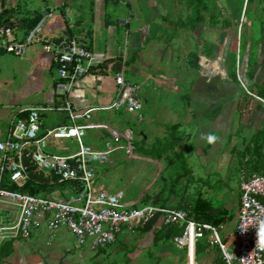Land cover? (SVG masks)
<instances>
[{
  "label": "crops",
  "instance_id": "1",
  "mask_svg": "<svg viewBox=\"0 0 264 264\" xmlns=\"http://www.w3.org/2000/svg\"><path fill=\"white\" fill-rule=\"evenodd\" d=\"M24 1L0 0V17L5 10L18 8L19 3H24ZM127 2L129 4H127V13L129 16H133V19L130 18L131 26L129 30H126L127 33L124 31L118 36V32H116V0H93V3H88V0H66L65 2L62 0H38L32 6L25 4L26 8L21 12L23 20L26 17L32 19L41 15L37 26L41 23L44 26V32L39 41L42 46L44 39L59 40L65 37H77L82 39L90 49L106 52L112 57L108 65L97 67L89 75L80 79L69 95L78 111L98 108L92 113L89 122L99 126L85 131L84 142L96 150H105L108 143L114 147L123 143L118 141L119 138L111 131L124 132L126 129L139 127L134 118L135 114L110 108L116 101L119 92L114 79V73L117 71L116 60H121L117 56L122 49H126L125 76L128 80L140 85L138 96L143 106L141 110L143 111V124L148 129H156L160 126L165 128L162 139H167V141L163 140L162 144L167 143V145L162 146L161 153L169 151L178 155L179 158L183 153L186 162L196 158L202 161L204 166H207V161L217 163L231 154H236L240 159H246L247 165H250L249 168L246 167L248 172L245 175L264 173V162L261 163L262 157L259 156L264 150L255 147L258 145L257 137L264 130V103L254 97L255 95L264 100V86L261 87L264 84V67L259 65L254 69V73L250 70L246 71L247 82L254 79L252 89L247 86L250 94L237 80H234L231 72L232 63L230 62L227 66L224 61L223 69L221 66L217 67V62L209 53L206 57H199L198 68L195 67L198 70L191 76L179 73L181 71L173 64L170 66L173 74H162L160 78L155 79L156 76L151 73L150 75L154 79H148L144 75V71L140 70L144 66L142 64L146 63L144 60L148 51L145 48L154 49L159 43H162L168 25L161 24L163 14L158 8L153 7L151 0H128ZM51 6L53 8L49 10L48 8ZM43 15L51 17V21H44ZM107 17L109 18L107 21L105 20V23L104 19ZM14 19V26L9 20L13 35L15 39L24 41L30 31L27 33L24 27L26 23L20 24L18 18ZM122 22L128 24L125 19H122ZM3 41L5 39H0V43ZM129 52L135 53V62L128 58ZM3 53L7 52L0 48V54ZM24 54L25 51L18 57H22ZM176 59L172 57L171 62H175ZM34 65H37L38 68L35 69ZM106 66L107 69H105ZM130 66L134 67V70L129 74ZM0 68V76H2L4 69ZM43 68L45 71H42ZM16 70L14 77L8 73H5L4 77L7 81H19L12 85L16 84L21 89L23 98L15 105H13L14 102L10 105L6 104L5 108L11 109V111L3 114L0 111V139L6 137L12 122L26 118V109L62 103V97L58 96L55 91L56 72L52 57L44 51V48L40 55L37 49L30 52L26 60H22L17 65ZM257 71H260L262 76L257 75ZM43 74H46L47 77ZM253 89L257 91L255 90L253 93ZM122 119L127 122H123ZM83 123L84 120H78V124ZM63 124H70L64 115L56 113L46 115L40 133ZM181 130L183 133H179ZM58 144L63 148H53V145L50 144L49 152L68 154L77 149V144L73 139L64 140ZM145 151H151L148 155H152V149ZM116 152L119 150L114 153ZM191 153L192 155H190ZM106 166L108 164L98 166V168ZM218 167H220L219 163H217V170H219ZM188 168L193 170L192 164ZM222 170L225 168H221ZM95 185L101 189L98 178L95 180ZM57 191L59 194L56 193ZM51 195L69 199L74 193L69 187L61 191L56 190ZM18 216L19 211L15 206L0 204V219L4 224L12 225L17 221ZM37 218L39 224L32 232L30 239L24 240L18 236L5 241L0 248V264H49L55 262L54 250L58 242L54 239V243L47 244L46 224L41 220L40 215ZM61 229L64 227L56 232V238ZM65 230L67 229L65 228ZM6 242H11L12 248L9 254L4 256L1 255V252ZM188 261L189 264H196L195 257L188 256Z\"/></svg>",
  "mask_w": 264,
  "mask_h": 264
},
{
  "label": "rangeland",
  "instance_id": "2",
  "mask_svg": "<svg viewBox=\"0 0 264 264\" xmlns=\"http://www.w3.org/2000/svg\"><path fill=\"white\" fill-rule=\"evenodd\" d=\"M36 1L25 0L24 3H19L18 8L9 9L8 11L14 10L15 12L8 15L11 24L14 26V18H18L20 24L26 23L21 12L26 8L25 4L32 6L36 4ZM65 1L62 0V2ZM127 1L116 0L117 36L124 31L127 33L126 30H129L131 26L130 18L133 19V16L131 17L127 13L129 5ZM151 1L153 7L158 8L163 14L161 24L168 25V29L167 33L163 35L162 43H159L154 49L145 48L148 51L144 60L146 63L142 64L144 66L140 70L144 71L146 78L154 79L151 77V73L156 76L155 79L160 78L162 74H173L170 67L173 64H175V68H179L181 71L179 73L191 76L198 70L193 64L195 55L206 57L209 53L217 62V67L221 66L223 69L224 61L227 66L231 62V72L236 75L238 82L240 79L249 89H252L254 79L247 82L246 71L250 70L254 73V69L259 65L264 67V0H205L207 10H201L202 4L199 0ZM88 3H93V0H88ZM51 8L53 7L48 9ZM199 15L202 16V22H198ZM43 16L44 21H51V17L48 15ZM108 18H105L104 22ZM122 19H125L128 24L125 25L126 23L122 22ZM195 22L199 23V28L189 29L191 23ZM24 27L28 30L27 23ZM43 27L41 23L34 40L26 47L22 57L8 52L0 54V67L4 69L0 76V106H3L0 107V111L2 114L11 111V109L5 108L6 104L10 105L14 102L13 105H15L23 98L21 89L16 85L19 81H7L4 77L5 73L14 77L17 65L22 60H26L30 52L37 49L39 55L41 52L43 53V46L39 42L44 32ZM121 39L120 41H122ZM172 57L173 59L177 58L175 62H171ZM128 58L135 62V53L129 52ZM34 67L38 68L37 65ZM133 68L131 67L129 74L133 73ZM42 71L45 69L43 68ZM260 71H257V75L262 76ZM43 75L46 76V74ZM157 82L159 84L158 80ZM13 83L16 84L12 85ZM263 86L264 84L261 87ZM253 90L252 92L255 93L256 89ZM142 113L143 111H140L134 116L139 127L119 132L120 134L130 132L131 141L135 147L134 156L130 157L123 149H117L116 151L119 150V152L110 157L108 166L98 168L97 178L101 189L112 194H121V199L124 202L141 200L140 205L152 199L160 205L177 206L180 204L181 207L188 208L189 199L202 197L209 201L217 211L226 210L228 212V219L224 223L225 228L219 234L224 244L237 248L235 229L240 199L239 181L248 172L246 167H250L247 165V160L240 159L239 155L231 154L226 159L217 162L220 165L217 170V163H213V161H207V166H204L205 164L196 158L186 162L183 153L180 158L169 151L161 153L162 146L167 145V143L162 144L164 140L162 134L165 128L161 126L156 129L146 128L143 124ZM122 120L127 122L125 119ZM180 132L183 133L182 130ZM116 137L119 138L118 141L123 142L121 145H117V148L126 145L121 136ZM166 141L167 139L164 140V142ZM256 143L258 145L255 147L262 148L263 151L264 130L257 137ZM149 149H152V155L140 152ZM157 152L160 154L156 155ZM259 156L262 157L261 163H263L264 152ZM190 164L194 171L188 168ZM223 167L225 170L221 171ZM160 229L159 224H156L148 232L139 228L132 235L125 238L119 237L117 243L106 248L81 250L75 247L72 234L64 228L58 232L57 238H55V241L58 242L54 250L56 255L54 259L56 260L50 263L186 264L185 251L178 250L171 241H167L161 236ZM55 241L53 240V243ZM196 264H223L219 248L203 249L198 255L196 254Z\"/></svg>",
  "mask_w": 264,
  "mask_h": 264
},
{
  "label": "built area",
  "instance_id": "3",
  "mask_svg": "<svg viewBox=\"0 0 264 264\" xmlns=\"http://www.w3.org/2000/svg\"><path fill=\"white\" fill-rule=\"evenodd\" d=\"M39 26L34 27L24 41L15 39L11 27L0 26V39H5L0 43V48L17 56L22 55L34 40ZM43 43L44 51L52 57L56 72L55 91L62 97V103L26 109V118L12 122L6 137L0 139V204L13 205L19 211L18 219L12 225L4 224L0 219V248L12 237L30 239L39 224L38 215L46 224L48 245L56 238V232L64 227L72 234L75 247L81 250L106 248L117 243L119 237L132 235L155 220L161 226L183 227L182 235L174 237L172 244L178 250L185 251L186 264H189L188 256L192 250L196 258L199 240L206 249L218 247L223 264H264V173L240 178L235 229L237 248L222 242L219 233L225 228L224 223L214 225L199 222L190 218L185 207L160 206L154 204L153 200L143 205H140L141 200L124 202L121 194L98 189L95 185L98 166L109 164L111 155L119 148L128 156H134L131 134L129 131L124 134L111 131L126 142V145L118 148L108 143L105 150H96L86 144L85 131L99 126L89 122L98 108L78 111L69 95L80 79L89 75L93 68L108 65L112 57L106 52L90 49L77 37L44 39ZM118 55L121 67L115 71L114 79L119 92L110 108L137 114L143 108L138 98L140 85L125 76L126 49H122ZM239 82L250 94L244 82L240 79ZM254 97L264 103L260 97ZM55 113L64 115L70 124L49 128L41 134L46 115ZM81 119L84 123L78 124ZM71 139L77 144L74 152H49L50 144L53 148H63L58 143ZM31 167L52 174L57 183H70L74 195L62 199L4 187L6 179L19 188L24 187L31 180Z\"/></svg>",
  "mask_w": 264,
  "mask_h": 264
},
{
  "label": "trees",
  "instance_id": "4",
  "mask_svg": "<svg viewBox=\"0 0 264 264\" xmlns=\"http://www.w3.org/2000/svg\"><path fill=\"white\" fill-rule=\"evenodd\" d=\"M199 1L202 4L201 10H207V5L205 4V0H199ZM7 12H8V9L5 10L0 17V26L4 25L6 22H9V17H7V18L4 17ZM40 19H41V15H37L36 17H34L32 19H30V18L24 19L26 21L27 27H28L27 33L29 31H31L34 27L37 26ZM201 20H202V16L199 15L198 16V22H202ZM198 22L191 23L189 29H192V30L198 29L199 28ZM125 25H127V24H125ZM198 61H199V56L195 55L193 64H194V67H196V68H198ZM120 67H121V60H116V70H119ZM95 68H97V67H95ZM95 68H93V69H95ZM107 68L108 67L106 66L105 69H107ZM233 76H234V80H237V82H238L236 75L233 74ZM140 152L143 154H150L151 153V151L146 152L145 150H141ZM158 154H160V153L158 152L156 155H158ZM97 172H98V170H97ZM29 174H30L31 180L28 183H26V185L24 187L19 188L15 184L9 183L7 181V179L5 180L4 187L9 188L11 190L28 192V193H30L32 195H36V196H48V195H51L56 190L61 191V190H64V189L72 186L70 183H62V184L57 183V179L52 174H46L42 171L37 170L35 167H31ZM150 200H152V199H150ZM150 200H147L146 203H148ZM153 202H154V204L160 205L159 203L155 202L154 200H153ZM187 205H188L187 210L189 212L190 218H192L196 221L203 222V223H211L214 225H219V224L225 223L228 219V212L226 210L217 211L216 209H214L212 207V205L209 201L203 199L202 197L189 199ZM160 206H164V205H160ZM181 206L182 205L179 204L177 206H165V207L181 208ZM156 224H157V221H155V220L151 221L150 223L146 224L145 227H142V229L144 231L148 232V231L152 230ZM160 231H161L160 232L161 236H163L167 241H171V243H172V239L174 237L182 235L183 227L161 226ZM11 248H12L11 242H6L4 249L1 252V255L7 256L9 254V252L11 251ZM205 248L206 247L201 242H197L196 254L198 255V253H200ZM190 257L191 258L195 257L193 250H192Z\"/></svg>",
  "mask_w": 264,
  "mask_h": 264
},
{
  "label": "water",
  "instance_id": "5",
  "mask_svg": "<svg viewBox=\"0 0 264 264\" xmlns=\"http://www.w3.org/2000/svg\"><path fill=\"white\" fill-rule=\"evenodd\" d=\"M13 13H15L14 10H10V11H8V12L5 14V18H7L8 15L13 14ZM4 26H5V27H11V24H10L9 22H6V23L4 24Z\"/></svg>",
  "mask_w": 264,
  "mask_h": 264
}]
</instances>
